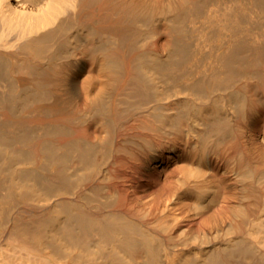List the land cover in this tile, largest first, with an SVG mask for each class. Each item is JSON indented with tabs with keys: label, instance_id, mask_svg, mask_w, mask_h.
I'll use <instances>...</instances> for the list:
<instances>
[{
	"label": "bare ground",
	"instance_id": "bare-ground-1",
	"mask_svg": "<svg viewBox=\"0 0 264 264\" xmlns=\"http://www.w3.org/2000/svg\"><path fill=\"white\" fill-rule=\"evenodd\" d=\"M0 264H264V0H0Z\"/></svg>",
	"mask_w": 264,
	"mask_h": 264
},
{
	"label": "rangeland",
	"instance_id": "rangeland-1",
	"mask_svg": "<svg viewBox=\"0 0 264 264\" xmlns=\"http://www.w3.org/2000/svg\"><path fill=\"white\" fill-rule=\"evenodd\" d=\"M151 202L150 197L143 191H141L140 189H137V198L135 200H130V205L128 206L129 210H131L132 212H134V208L140 204L141 206H148ZM183 205V203L181 202V206ZM131 208V209H130ZM199 229H206V226L204 225H199L198 226Z\"/></svg>",
	"mask_w": 264,
	"mask_h": 264
}]
</instances>
